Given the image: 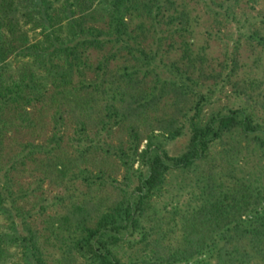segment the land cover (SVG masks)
I'll return each instance as SVG.
<instances>
[{"label":"trees","instance_id":"trees-1","mask_svg":"<svg viewBox=\"0 0 264 264\" xmlns=\"http://www.w3.org/2000/svg\"><path fill=\"white\" fill-rule=\"evenodd\" d=\"M199 1L0 0V264H264V6Z\"/></svg>","mask_w":264,"mask_h":264},{"label":"rangeland","instance_id":"rangeland-1","mask_svg":"<svg viewBox=\"0 0 264 264\" xmlns=\"http://www.w3.org/2000/svg\"><path fill=\"white\" fill-rule=\"evenodd\" d=\"M261 1L262 5L264 6V0ZM196 6L198 8V13L202 16L201 24L197 27L198 42L201 43L206 37L207 33H213L215 39L212 41V47L209 52L212 56H220L225 50L226 43L230 41L227 37V34H229L232 26L217 25L215 21L217 18H220L217 13L219 11H223V9L213 4L211 0H206V3L205 1L200 0ZM236 10L239 13L238 18H241L242 22L243 20H245V18H253L254 12L250 10V7L246 3V0H242V2L240 3V7ZM243 10L247 11L249 15H243ZM235 25L237 26V24H233L234 27H236ZM239 25L241 26V24ZM220 104H231V100H228L224 97ZM188 138L189 133L175 140H170L166 139L165 137L159 136L156 141L159 145L167 149L172 155H178L185 148Z\"/></svg>","mask_w":264,"mask_h":264}]
</instances>
